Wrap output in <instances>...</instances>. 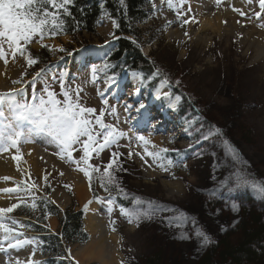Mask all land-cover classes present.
<instances>
[{"label": "rangeland", "instance_id": "obj_1", "mask_svg": "<svg viewBox=\"0 0 264 264\" xmlns=\"http://www.w3.org/2000/svg\"><path fill=\"white\" fill-rule=\"evenodd\" d=\"M154 4L155 8H159L157 13L145 25L141 26V29L144 31L150 26H161L163 28L162 33L159 34L161 41L145 45L143 52L148 56H157L156 50L169 46V50L164 52L169 54L168 57L171 60L169 65L173 68V81L176 88L186 96L185 100L182 98L179 101L177 110L169 109L167 99H157L156 91L149 95L145 87L141 88L139 96L130 99L134 89L139 86L140 73L129 74L132 76V84L126 85V87L130 86L124 93L121 89L122 82L118 86L106 89L102 77L104 71L102 64L106 59V51L110 47L114 34L112 20L108 18H104L102 26L94 35L84 33L76 37L69 36L51 40H40L39 37H35L27 47L38 51L43 48V45H48L47 48L51 49L50 52L54 56L50 66L45 67L43 77L38 80L35 86L30 81L40 68L34 70V65L29 67L25 57L17 56L12 59L9 54L7 66L3 60H0V93L24 88L30 99L33 88L39 94L44 85L48 84L52 90L59 94L61 81L64 82L65 87L80 88L82 89L81 104L96 108L97 112L102 108L110 111V108L115 107L118 116L106 114L105 122L116 124L118 128L126 132L132 128V131L129 132V136L133 137L131 146H128L127 138L120 141L121 147L118 150L123 154L129 153V151L133 152L134 146H143L140 142H138L139 145L135 144L137 141L134 136L137 134V130L134 122L131 123L132 120H129L128 123L124 122L126 114L123 105L127 101L133 103L135 107L137 100L143 102L152 115L162 121L163 127L157 125L160 131H151V134L149 131H144L140 134L145 135L148 139H151L152 136L159 137L161 143L155 144L158 148L174 149L178 150V153L169 151L166 154L173 161L172 166L166 165L167 171L158 167L150 157L144 158L148 164L152 165L149 168L145 164L146 168L160 173L163 176L161 179L136 174L134 165L128 163L129 158L122 156L120 162L126 171L117 172L116 175L126 194L111 190L113 200L111 205L107 202L109 193L100 187L98 174L93 176L92 182L96 184L95 190L99 195V199L95 203L105 216L109 230V234L106 229L103 233V236L106 235L105 254L110 256L112 262L116 259L117 264L135 263L159 252L164 256V261L167 264H198L211 244H216L228 233H233L244 217L251 214V210L259 209L264 215V198L256 192L244 187L231 188L230 190L221 187V181L237 170L243 171L252 180L264 183V58H260L258 64L254 61L255 53H252L250 57L244 59L242 64L238 65L236 59L240 57L236 53L239 52L225 53L223 50V44L232 39L236 31H231L233 34L225 35L223 32L226 30H222L221 34L218 24L213 18L216 13L225 14V11H230V15L235 19V26L240 28L244 36H247L251 31L249 43L257 40L264 43V8H260L259 0H219V3L217 0H210L208 10L212 16L199 17L197 14H193L189 0H184L182 6H179V0H173L174 7L185 13V15L176 17L167 6V0H163V2L162 0H152L151 7ZM241 11L245 15H241ZM174 12L176 13V11ZM256 13L260 14L259 17L255 15ZM190 17H194L195 21L190 20L189 23L182 26V21ZM208 20L211 21V25L207 27L209 30L201 33V26ZM232 20L231 17H227L225 20L222 19L221 24L226 28ZM61 47L65 51H59L58 49ZM255 47V49L259 48L258 45ZM5 49L7 50V45H5ZM93 49L100 51L101 55L98 58L87 57V52ZM252 50L254 51V48ZM79 53H81V57L76 62L71 60L68 69H65L66 58H74ZM93 67L97 69L99 77L97 83H92ZM176 68H179L178 72L174 70ZM25 72L27 75L22 76V73ZM21 79L23 83H13V81ZM176 81H179L178 85ZM160 87L161 85L158 86V88ZM162 88L163 92L174 93L170 85H164ZM101 91L104 93L103 97L99 95ZM60 98L62 99V97ZM104 99L108 101V105L103 103ZM6 115H8L7 112ZM132 115L135 116V113ZM214 128L220 129L219 135L214 132L209 134V130ZM180 135H184L182 137L184 142L179 141L182 143L175 146L174 140ZM224 140H227L238 150L239 160H234L229 155L223 144ZM193 144L198 145L197 152L188 148ZM114 150L111 147L105 149L102 153L94 156L91 163L106 165ZM149 150H153L151 146H149ZM81 154L77 151L74 153V157L78 159ZM13 156H20L22 159L17 161L13 159ZM132 158L133 155L130 159ZM196 159L200 161L199 165L191 167L190 163ZM0 162L7 167V174L0 175V189L14 187L16 182L22 186L25 183L33 182L38 185L36 189H33L31 195L21 194L28 204L33 202L32 196L35 197V200L44 196L43 191L47 180L51 181L52 188H54L53 197L55 193H59V190L68 197L65 209L70 205L73 207L76 205L77 209H87L90 202L93 201L88 178L77 169L75 164L69 162L66 157H61L58 147L49 142L46 133L39 134L33 143H20L19 152L12 149L0 153ZM200 164L203 169L198 173ZM210 169L212 174L208 176ZM73 170L86 179L89 197L84 202L76 194L75 186L70 180L69 173H73ZM45 176H47V180H45ZM4 177L10 179L5 180ZM162 181L171 185H181L180 190L183 193H178L180 202L167 199L168 191L170 193L176 191L166 188ZM68 185L72 186L70 188H72L71 193L74 198L64 188ZM117 196L128 203L125 208L133 204V197H139L144 202H152L167 211L161 212L151 219H141L138 225L135 221L129 223L128 218L121 215L120 207L115 203ZM53 201L57 204L56 199L53 198ZM18 202L15 195L9 196V194L0 192V207H10L13 203ZM233 205L237 206L236 210H233ZM109 207L112 208L111 213L108 211ZM37 214L38 212L35 213V215ZM181 214L186 219L177 227L175 218ZM24 216L19 218L15 216L13 219L23 225L26 222L25 219L33 221L31 217ZM193 222L196 227L207 233L210 243L201 246L200 240L195 235ZM103 223L101 222V225ZM84 224L85 230H87L86 219ZM22 232L24 235L18 239L33 242L22 243L19 248H8L5 252H0V264H6V262L14 264L17 259L20 264H25L26 261L27 264H46L45 258L40 252L39 241L25 231ZM88 233L91 234L90 231ZM111 234L117 237L115 245L110 243L113 240L110 239ZM181 236L191 238L181 239ZM101 237L93 235L92 238ZM0 239H3L2 233H0ZM234 239L236 236L232 237V240ZM91 240L87 243L71 245L72 255L77 250L85 248L87 244L89 245ZM4 246H7V241ZM33 252L35 254L31 255ZM72 259L75 261L74 257ZM75 262L79 264L77 261ZM85 264L103 263L90 259ZM215 264L220 263L215 262Z\"/></svg>", "mask_w": 264, "mask_h": 264}, {"label": "snow or ice", "instance_id": "obj_2", "mask_svg": "<svg viewBox=\"0 0 264 264\" xmlns=\"http://www.w3.org/2000/svg\"><path fill=\"white\" fill-rule=\"evenodd\" d=\"M73 2L74 0H0V60H3L7 66L10 54L12 59H15L17 56L25 57L29 67L38 64L39 59L32 56L27 45L32 43L35 37L43 40L46 35L51 38L61 34L63 32V17L71 15L69 6ZM217 2L219 3V0ZM119 3L123 5L124 0H119ZM183 3L184 0H179V6H182ZM167 6L169 9L176 11L178 17L185 15L177 7H174L173 0H167ZM259 6L260 8H264V0H259ZM155 7L154 4L153 8L155 9ZM240 14L245 15L242 11ZM255 15L259 17L260 14L256 13ZM190 20L195 21V18L190 17L183 20L182 26L189 23ZM112 23L114 27H119L118 22L115 20ZM132 42L136 43L137 41L133 40ZM5 45H7V50L5 49ZM43 47L47 48L49 46L43 45ZM58 50L65 51L62 47ZM110 67H114V65H104L105 70ZM44 72V69L37 71L30 83L35 86L38 80L43 77ZM24 75H27V72L22 73V76ZM154 75H160V70L157 69ZM145 79L143 75L138 77L139 86L134 89L130 99H135L139 96L141 88L145 86ZM98 80L97 69L93 67L92 83H97ZM13 83H23V80H16ZM103 83L106 89L118 86L116 76L107 72H105ZM170 84L171 81L164 76L160 81L161 87L156 89V98L167 99L169 109L177 110L179 101L182 98L180 96L173 97L171 92L161 91L164 85ZM176 84L178 85L179 81H176ZM81 91L82 89L80 88L71 89L70 87H65L64 82L61 81L59 94L52 90L48 84L44 85L39 94L33 88L30 99L27 97L24 88L0 93V153L12 149L19 152L20 143H33L39 134L46 133V138L49 142L58 147L61 157H66L69 162L75 164L77 169L88 178L90 186L93 176L98 174L97 178L100 182V187L104 191L109 192L107 202L111 205L113 200L110 190L126 194L125 190L120 186L116 175L117 172L126 171L120 162L124 154L118 149L121 147L120 141L125 138L129 140L128 146H131L133 137L129 136V132L132 131V128H129L126 132L118 128L116 124L106 123L104 120L106 114L118 116L116 108L112 107L110 111L102 108L97 112L96 108L86 107L80 102ZM99 95L103 97L104 93L101 91ZM103 103L108 105L106 99L103 100ZM123 109L126 114L124 122L128 123L129 120L134 121V126L137 130L134 139L144 146L143 153H136V155H139L140 159L149 168L152 165L148 164V161L144 159L145 156L150 157L158 167L167 171L166 165L172 166L173 161L166 154L169 151H177L178 153V150L158 148L153 141L145 135L140 134L144 131H149V134H151V131H160L157 125L161 121L157 120L148 110L147 106L139 100L136 101L135 107L133 103L125 101ZM133 111L135 112V116L132 115ZM6 112L8 115H6ZM213 132L219 135L220 129L214 128L209 130V134ZM223 144L234 160L240 159L238 150L227 140H224ZM149 146L153 150H149ZM110 147L115 150L112 151L109 162L106 165L101 166L91 163L94 156ZM77 151L82 153L78 159L74 157V153ZM132 155L133 152L129 151L128 158L130 159ZM13 159L19 161L22 157L13 156ZM4 179L9 180L10 178L4 177ZM45 180H47V176H45ZM37 187L38 185L34 182L31 184L25 183L23 186L19 182H16L14 187L0 189V192L9 194V196L15 195L19 201L18 203H13L10 207H0V233L3 234V239H0V252H5L8 248H19L22 243L33 242L31 240L21 241L18 239V237L24 235L19 229L27 226L11 218L8 214L20 207L21 204L35 210L38 207L35 203V197L32 196L33 202L28 204L24 201L21 194L31 195L33 189ZM221 187L222 189L229 190L231 188H248L264 198V183L250 179L241 170H237L231 176L221 181ZM132 199L133 204L130 207L125 208L123 205L120 207L121 215L126 216L129 223L135 221L138 225L141 219H151L153 216L167 211V209L159 207L152 202H144L139 197H133ZM148 205L151 206L149 207ZM236 207V205H233V210H236ZM108 211L111 213L112 208L109 207ZM47 215L49 214H46L45 218H47ZM185 219L186 217L183 214L177 216L175 218L177 227L184 223ZM193 227L195 235L201 242V246L211 242L207 233L196 227L194 222ZM113 231H115V228H113ZM190 238L181 236V239ZM6 241L7 246L5 247ZM68 251L69 256H71V250ZM34 254L33 252L31 255ZM14 264H20L19 259ZM25 264H27V261Z\"/></svg>", "mask_w": 264, "mask_h": 264}, {"label": "trees", "instance_id": "obj_3", "mask_svg": "<svg viewBox=\"0 0 264 264\" xmlns=\"http://www.w3.org/2000/svg\"><path fill=\"white\" fill-rule=\"evenodd\" d=\"M69 10L71 15L63 17V32L51 38L46 35L44 39H56L62 36L76 37L84 33L94 35L105 17L112 21L115 20L119 27H114V38L102 64L103 79H105V72L114 74L117 81L128 72H140L146 78L144 87L151 95L160 85L162 78L166 76L171 81L170 87L174 90L172 96L179 95L183 100L186 99V96L176 88L173 81V68L169 65L171 60L168 57L169 54L164 52L169 50V46L156 50L157 56H148L143 52L145 45H151L157 41L160 43L161 36L159 34L163 31L161 26H150L144 30L145 32L141 29V26L145 25L158 11L151 8V0H124L123 5L119 3V0H74L73 4L69 6ZM171 11L177 16L174 10L171 9ZM133 40L137 42L133 43ZM28 49L33 57L39 59V63L34 65V70L50 66L54 56L49 48L43 47L36 51L28 46ZM175 52L177 53V51ZM71 60H77V56L66 58L65 68ZM105 64L114 65V67L105 70ZM157 69L160 70V75H154ZM174 70L178 72L179 68ZM70 187L72 186L68 185L64 188L70 195H73ZM90 189L92 199L98 200L99 195L96 193L94 182H91ZM53 191L51 181H45L44 196L35 200L38 205L35 210L21 204L8 215H27L34 220L27 222L25 228L42 234L39 240L42 242V253L48 257L46 264H75L68 257L71 245L87 243L90 240V235L85 230V212L83 209H77L76 205L74 207L70 205L65 210L58 209L50 198ZM72 197L74 198V195ZM115 203L119 207L121 205L128 206V203L120 196L115 198ZM36 212H38L37 215H35ZM46 214H49L47 218H45ZM49 216L58 218L60 222L59 234H53L46 228ZM233 236H236V239L232 240ZM215 262L220 264H264V215L259 209L251 210V214L244 217L233 233H228L220 242L211 244L198 264H215ZM130 264H167V262L159 252L154 256Z\"/></svg>", "mask_w": 264, "mask_h": 264}, {"label": "bare ground", "instance_id": "obj_4", "mask_svg": "<svg viewBox=\"0 0 264 264\" xmlns=\"http://www.w3.org/2000/svg\"><path fill=\"white\" fill-rule=\"evenodd\" d=\"M189 4L191 5V7L193 9V14H197L199 17H202V16H210L211 17L212 16V13H209V10H208L209 6H210V0H189ZM237 7H239V6H237ZM224 13L225 14L216 13L215 15H213L214 21L218 24V30L221 31V34H222V30H226L225 32H223V33H225V35H229L230 33L233 34V32L236 31V33L233 34V38L229 39L227 42H225L223 44L224 45V49H223L224 52L228 53L230 51H238L239 53H236V54H239L237 56L240 57V58L236 59L238 65L242 64L244 62V59L248 58V56L250 57V55L252 53H255L254 54L255 55V57H254L255 62L260 61V58H264V43H261L258 40L256 42L252 41L251 43H249L250 42V34H252L251 31H250V33L247 34V36H244L241 33L242 31L240 30V28L238 26L237 27L235 26V19L230 15L231 12L225 11ZM227 17H231L233 20L225 28V27H223V25L221 23H222V19L225 20ZM210 25H211V21L208 20V22H204V25H202L200 28L201 33L209 30L207 27ZM231 31H233V32H231ZM68 37L69 36H65L63 38H68ZM255 45H258L259 48L255 49L256 48ZM253 48H254V51L252 50ZM224 52H223V54H225ZM100 54L101 53L99 50L93 49V50H90V53L87 55V57L91 58V59H95V58H98L100 56ZM258 64H259V62H258ZM124 80L125 81L123 82V85L121 86L123 93L130 86L129 85L126 87V85L132 84V76L128 75ZM125 87H126V89H125ZM161 91L163 92V88H161ZM135 105H136V103H135ZM133 113H135V112L133 111ZM133 122L134 121L132 120L131 123H133ZM158 125H159V127L160 126L163 127L162 121ZM183 136L184 135H180V136H177L175 138V140H174L175 146H179L182 142H184V140L182 139ZM150 140L153 141L157 145L161 143L160 138L156 137V136H152ZM179 141H182V142H179ZM135 144L139 145L138 142ZM197 146H198L197 144H193L191 146H188V148H190V150H194L195 152H197L196 151ZM143 151H144L143 146H141V145L138 147L134 146L133 147V158L129 159V162H128V163L134 165V167L137 171L136 174L147 175V176L157 178V179L163 178V176L160 173H157V172L153 171L152 169L146 168L144 161L140 159L139 155H136V153H143ZM127 154L128 153L124 154L123 156L125 158H128ZM194 161L190 163L191 167L199 165L200 161H198L197 159ZM202 169H203V166L200 164V166L198 168V173L201 172ZM209 173H208V176H210L212 174L211 169H210ZM4 174H7V167L0 162V175L2 176ZM69 174H70V180L72 181V183L75 186L76 194L78 196H80L82 202H84L89 197L88 185H87L85 177L83 175L81 176V174L75 170H73V173L71 172ZM162 184L166 188H169L170 190L176 191L175 193H170L168 191V194H169L167 196L168 200H171V201L174 200L176 202L181 201L180 196L178 195V193H183L182 190H180L181 185H179V186L177 184L171 185V184H168L164 181H162ZM53 198L58 201L59 207L66 208L68 197L62 191L59 190V193H55ZM86 213H87V217H86L87 230L90 231L91 234H93L96 237H99V235L102 237L97 238V239L92 238L91 243L89 245L87 244L85 248L77 250L74 253L75 258L78 259L81 262V264H85V262L90 260V259L98 260L99 262H101L103 264H117L116 259H115V261L112 262L111 259L109 258L110 256L108 254L107 255L105 254L106 235L103 236V233H104L105 229L108 230V226H107V223H105V221H104L103 225H101L102 221L98 219L99 215H100V210L98 209L97 204H95L94 202H90V206H89V208L86 209ZM101 216L104 218L103 215H101ZM103 218H102V220L105 219V218L104 219ZM93 235H92V237H93ZM112 235L113 234L110 235L111 236L110 239H113V240H111L110 243H113L115 245L117 237L112 236ZM107 240H109V239L107 238ZM85 253H86V255L84 256Z\"/></svg>", "mask_w": 264, "mask_h": 264}, {"label": "crops", "instance_id": "obj_5", "mask_svg": "<svg viewBox=\"0 0 264 264\" xmlns=\"http://www.w3.org/2000/svg\"><path fill=\"white\" fill-rule=\"evenodd\" d=\"M57 202V206L59 207V203L58 201ZM60 209L64 210L65 208H61ZM99 220H101L102 222H104L100 217L98 218ZM48 229L53 232V233H58L60 231V225H59V222H58V218L57 217H49L48 218ZM106 232L109 234V230L106 229ZM90 234V233H89ZM91 238H92V235L90 234ZM72 257H74L75 261H77L79 264H81V262L75 258L74 256V253L72 255Z\"/></svg>", "mask_w": 264, "mask_h": 264}]
</instances>
